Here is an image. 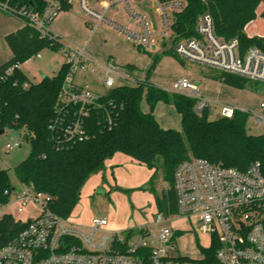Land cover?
I'll return each mask as SVG.
<instances>
[{"label":"built area","instance_id":"built-area-1","mask_svg":"<svg viewBox=\"0 0 264 264\" xmlns=\"http://www.w3.org/2000/svg\"><path fill=\"white\" fill-rule=\"evenodd\" d=\"M44 1L46 7L41 14L25 8H0L43 37L58 38L50 26L63 11L62 0ZM153 2L157 25L135 10L130 0H108L100 8L91 6L90 0H78L93 31L107 27L147 51L153 49L157 38L174 36L176 15L187 6L184 0ZM120 7L139 29H130L108 15ZM196 31L198 37L181 39L175 44L177 56L264 83V51L258 47L243 50L238 38L218 37L210 13L199 18ZM62 49L67 74L59 96L58 117L51 130L61 133L67 142H81L89 136L86 122L92 111L104 109L99 102L101 95L140 80L130 68L114 60L99 61L86 48L62 46ZM80 70L96 74L105 93L75 85L74 76ZM157 86L170 94L196 100L199 115L205 111L211 115L219 110L218 118L233 119L241 112L252 115L256 128L264 130V103L258 111L250 112L209 96L199 83L188 78L176 79L170 86ZM108 122L112 126L111 118ZM19 147L20 142H9L6 151ZM20 184L22 189L13 188L9 201L0 206V224L11 217L25 228L6 245H0V264H264V172L259 163L240 171L201 158L185 161L174 175L177 214L166 217L157 212L147 225L125 231L111 229L106 218H93L85 225L64 219L51 209V197L33 184ZM28 208L33 213L20 217ZM177 221L190 223L197 236L208 238V245H198L193 254L182 253L179 240L187 231L168 225ZM214 247L213 254L209 251Z\"/></svg>","mask_w":264,"mask_h":264},{"label":"trees","instance_id":"trees-1","mask_svg":"<svg viewBox=\"0 0 264 264\" xmlns=\"http://www.w3.org/2000/svg\"><path fill=\"white\" fill-rule=\"evenodd\" d=\"M184 1L187 6L176 15V38L170 54L177 56L174 46L179 40L198 37L197 23L205 13L212 15L218 37L238 38L243 50L258 47L264 51V0ZM62 3L63 11L72 7L70 0H62ZM2 6L41 14L46 3L44 0H0ZM6 41L13 57L0 65V131H23L31 140V154L16 167L15 176L20 183L33 184L51 197V209L60 217L70 219L87 181L102 173L117 154L153 170V177L163 170L169 186L157 196L156 205L158 212L166 217L177 214L174 175L185 161L201 158L240 171L259 163L264 172V134L247 132V114L237 112L233 119L211 120L209 111L197 114L196 100L165 92L148 78L101 95L99 102L104 109L93 110L87 120L88 138L67 142L61 133L51 130L58 117L66 65L58 75L44 77L38 84L30 83L20 69V65L45 48L62 49L60 39L43 37L33 27L25 25L9 34ZM217 76L222 83L238 89L244 88L248 81L220 71ZM144 101L148 112L142 110ZM159 103L176 109L181 117L182 132L160 126L154 115ZM13 188L8 171L0 168V206L9 201ZM24 228V224L6 217L0 224V245H6ZM215 250L216 247L209 252L214 254Z\"/></svg>","mask_w":264,"mask_h":264},{"label":"rangeland","instance_id":"rangeland-1","mask_svg":"<svg viewBox=\"0 0 264 264\" xmlns=\"http://www.w3.org/2000/svg\"><path fill=\"white\" fill-rule=\"evenodd\" d=\"M73 2L72 9L68 12L62 11L60 17L65 13L71 14L79 24L74 27L68 23L58 25L57 20L59 21L60 17L54 22L60 30L61 34L58 36L61 37L60 42L63 46L86 48L90 54H95V50L104 55L112 51L116 57L115 62L124 68H129L128 64L132 65L130 68L132 74L140 81L148 78L158 85L170 86L176 79L188 78L199 83L203 92L209 96L232 102L250 112L258 111L261 104L264 103V83L247 81L244 88L230 87L218 78L217 70L170 54L175 35L171 39L157 38L151 51L128 42L117 33L121 37L113 35L112 38L115 41L109 38H106L107 40L104 38L95 39V37L88 46L87 42L91 40L90 36L93 32L89 26L85 27L87 31H84L86 29L82 25V20L86 18L83 13H80L82 16L77 13L80 10L78 0H73ZM96 2L97 0H92V3ZM132 3L142 8L148 19L157 25L158 16L155 13L153 0H132ZM2 13L1 15L7 18L12 25L20 24L13 15L4 10ZM123 18L129 27H136L134 22L126 19L127 17ZM39 55L40 57H33L20 65V69L32 84L40 83L44 77L58 75L66 60L63 49L45 48ZM96 59L103 61L97 57ZM89 82L99 84L98 93L102 94L106 91L98 82L96 74L80 70L74 76V84L79 87L85 86ZM142 110L149 111L145 101L142 103ZM155 111L157 119L168 121L166 124L167 127H170L169 129L183 131L181 118L172 105L159 103ZM218 117L219 110L210 115L211 120H216ZM246 129L251 135L264 134V130L256 128L252 115L249 116ZM15 141L20 142L21 147L8 153L6 144ZM31 151V140L26 138L23 131L8 130L0 136V168L8 171L13 187L18 190H21L22 186L16 178L14 170L30 156ZM168 186L162 169L153 177V170L131 161L122 154H117L102 173L92 176L87 181L82 190L80 202L70 219L74 223L85 225L93 218H106L110 223V228L117 231L147 225L158 212L157 196H160ZM99 189L105 191L104 196L98 193ZM32 213L33 209L28 208L25 214L20 217H26ZM168 225L187 231L179 240L181 252L184 254H193L198 245L206 246L209 243L208 238L197 236L192 231L190 223L177 221Z\"/></svg>","mask_w":264,"mask_h":264},{"label":"crops","instance_id":"crops-1","mask_svg":"<svg viewBox=\"0 0 264 264\" xmlns=\"http://www.w3.org/2000/svg\"><path fill=\"white\" fill-rule=\"evenodd\" d=\"M108 0H102V1H100V0H97V2L96 3H92V0H90V4H91V6H93L94 8H100V6L103 4V3H105V2H107ZM130 2H131V4H132V6L134 7V9L135 10H138L143 16H145L147 19H148V17L145 15V12H144V10L142 9V8H140V7H138V6H136V5H134L133 3H132V0H130ZM72 3V7H73V5H74V2L72 1L71 2ZM78 3V2H77ZM78 6H79V3H78ZM72 7L70 8V9H72ZM80 7V6H79ZM68 11H70V10H68ZM67 11V12H68ZM78 14H80V13H82L81 12V10H79V12H77ZM111 13V18L112 19H114V20H116V21H118V22H120L121 24H123V25H125L126 27H128V28H130V29H139L140 27H139V25L134 21V20H131V19H129V17L123 12V10H122V8L120 7V8H116L114 11H112V12H110ZM1 14H3L2 13V10L0 9V65H3L4 63H6V62H8L12 57H13V53H12V51H11V49H10V47H9V45H8V43H7V41H6V37L9 35V34H11V33H14V32H16V31H18L19 29H21V28H23L24 26H25V24L20 20V19H17V20H19V22H20V24L18 25H12L11 24V22H9V20L7 19V18H5L3 15H1ZM109 15V14H108ZM80 16H82L81 14H80ZM59 17H60V15H59ZM58 17V18H59ZM123 17H127L126 19H128V20H130V21H132V22H134L135 24H136V27H129L127 24H125V20H124V18ZM55 22V21H54ZM54 22L51 24V26H50V31L55 35V36H57L59 39H61V37L60 36H58L59 34H61L60 33V30H59V28H58V26H55V24H54ZM62 23H68V24H70L71 26H76V25H78L79 24V22H77V20H75V18H73V16L71 15V14H67V13H65V14H63L60 18H59V21L57 20V24L59 25V24H62ZM158 23V22H157ZM82 25L84 26V29H86L85 27H88L89 26V24H88V22H87V19H83L82 20ZM60 27V26H59ZM90 28V27H89ZM91 29V28H90ZM92 30V29H91ZM84 31H87V29L86 30H84ZM96 31V32H95ZM95 31H93L92 30V35L90 36V39L91 40H89L88 42H87V44H88V46H90V44L92 43V41H93V39L95 38V39H101V38H104V39H106V38H109L110 40H112V41H115L112 37H113V35L114 36H116V37H121V36H119V35H117L114 31H112V30H110L109 28H107V27H104V26H102V27H99L97 30H95ZM107 40V39H106ZM6 41V42H5ZM165 43V42H164ZM8 45V46H7ZM95 54H92V56H95V58L97 57V58H99V59H102L103 61H107V60H116L115 58V56H114V53H112V51H110V52H107L105 55L102 53H99V52H97L96 50H95ZM128 66H131L132 67V65H130V64H128ZM150 80V79H149ZM152 83H154V82H152ZM154 84H156V85H158L157 83H154ZM85 86H89L90 87V89H92V90H94V91H96L97 93H98V87H99V84L97 83V82H93V83H91V82H89L87 85H85ZM105 93V92H104ZM222 101H224V102H228V103H232V102H229V101H225V100H222ZM234 104V103H233ZM157 107V106H156ZM149 108V107H148ZM158 109V108H157ZM175 109V108H174ZM156 110V109H155ZM148 112V111H147ZM177 112V111H176ZM154 115H155V117H156V120L158 121V123L160 124V126L162 127V128H164V129H169L170 127H167L168 125L166 124L168 121L165 119L164 121H160V119H157L158 117H157V115H156V111L154 112ZM179 115V114H178ZM180 116V115H179ZM181 118V117H180ZM164 122V123H163ZM175 130V129H174ZM110 162V161H109ZM109 162L107 163V164H109ZM174 224V223H173ZM177 229V228H176Z\"/></svg>","mask_w":264,"mask_h":264},{"label":"water","instance_id":"water-1","mask_svg":"<svg viewBox=\"0 0 264 264\" xmlns=\"http://www.w3.org/2000/svg\"><path fill=\"white\" fill-rule=\"evenodd\" d=\"M4 133H5V130H1V131H0V136L3 135ZM98 193H99L100 195H103V196L105 195V191H104L103 189H99V190H98Z\"/></svg>","mask_w":264,"mask_h":264}]
</instances>
